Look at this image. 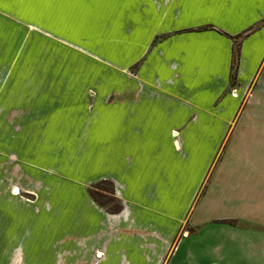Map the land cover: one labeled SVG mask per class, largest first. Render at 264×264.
<instances>
[{
	"label": "crops",
	"instance_id": "obj_1",
	"mask_svg": "<svg viewBox=\"0 0 264 264\" xmlns=\"http://www.w3.org/2000/svg\"><path fill=\"white\" fill-rule=\"evenodd\" d=\"M0 136V264H264V0H0Z\"/></svg>",
	"mask_w": 264,
	"mask_h": 264
},
{
	"label": "rangeland",
	"instance_id": "obj_2",
	"mask_svg": "<svg viewBox=\"0 0 264 264\" xmlns=\"http://www.w3.org/2000/svg\"><path fill=\"white\" fill-rule=\"evenodd\" d=\"M236 43H238V41H236ZM69 64L72 65L73 67H75V65L77 66L78 64H80V61L75 59V57H72L69 55ZM90 70L92 71L93 69L90 67ZM20 74L21 73H15L16 76H19ZM23 74L26 75V77H25L26 79H29V78L33 79L34 75L39 76V74H41L42 80H49V79L50 80L51 79L52 80H58V81L69 80V70L68 71L51 72V73H23ZM73 74H75V73H73ZM72 77L74 78L75 76L72 75ZM0 144H1V136H0ZM9 178H10V181L14 178L11 175V173L9 175ZM1 181H2V170H1V145H0V182ZM108 183H110V182L101 181V182H97L95 184H92L87 188V193L89 194L90 197L92 196L94 198V200L96 202L92 198L91 199L95 202V204L97 206L101 205L102 207H100V206L99 207L102 208L107 214H110V212L113 209H115L116 205H120V207H121V204L114 197V187H113V184L110 183L112 185V188H113V195H111V193H110L111 188H110ZM15 190L16 189L11 190V195H14ZM20 196L27 203L33 202V199H34L33 195L23 193ZM110 215H112V214H110ZM182 231H184V230H182ZM95 259H100V258H98L95 254ZM7 264H16V263L9 261V263H7Z\"/></svg>",
	"mask_w": 264,
	"mask_h": 264
},
{
	"label": "trees",
	"instance_id": "obj_3",
	"mask_svg": "<svg viewBox=\"0 0 264 264\" xmlns=\"http://www.w3.org/2000/svg\"><path fill=\"white\" fill-rule=\"evenodd\" d=\"M242 39V36H238L233 38V40L235 41H239ZM238 60H239V43H234L233 45V50H232V57H231V82L234 83L235 81V71L238 65ZM110 188H111V195H113V188L112 185L110 183H108ZM91 198L94 200V198L91 196ZM95 201V200H94ZM96 202V201H95ZM99 205V204H98ZM100 207H102L101 205H99ZM121 211V207L120 205H116L115 209H113L110 214H118ZM230 224H234L233 222H229Z\"/></svg>",
	"mask_w": 264,
	"mask_h": 264
},
{
	"label": "bare ground",
	"instance_id": "obj_4",
	"mask_svg": "<svg viewBox=\"0 0 264 264\" xmlns=\"http://www.w3.org/2000/svg\"><path fill=\"white\" fill-rule=\"evenodd\" d=\"M18 193H19L18 190H16V191H15V194H18Z\"/></svg>",
	"mask_w": 264,
	"mask_h": 264
}]
</instances>
